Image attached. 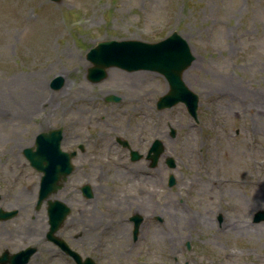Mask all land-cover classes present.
Segmentation results:
<instances>
[{"label":"rangeland","instance_id":"1","mask_svg":"<svg viewBox=\"0 0 264 264\" xmlns=\"http://www.w3.org/2000/svg\"><path fill=\"white\" fill-rule=\"evenodd\" d=\"M172 31L195 56L182 78L198 95L197 122L182 102L155 107L168 88L160 73L110 67L102 80H87L85 54L97 41L154 42ZM57 75L63 85L54 89ZM38 79L42 91L34 86ZM225 79L241 93L223 87ZM108 94L120 99L105 101ZM59 126L61 148L78 152L75 163L79 143L100 161L94 197L86 202L106 215L110 201L127 217L142 179L144 218L160 233L140 253H121L111 251L110 234L98 232L84 239L83 256L97 264H264V220H253L264 210V0H0V207L18 210L0 220V252L35 245L26 264H75L45 250L44 203L38 211L33 206L40 173L21 153L38 132ZM154 138L165 150L147 169L117 140L145 153ZM167 155L174 168L164 163ZM141 167L147 180H137ZM78 173L71 188L80 185ZM169 173L176 180L171 187ZM108 219L102 216L101 226ZM98 237L101 250L91 246ZM168 237L175 248L165 245Z\"/></svg>","mask_w":264,"mask_h":264},{"label":"water","instance_id":"2","mask_svg":"<svg viewBox=\"0 0 264 264\" xmlns=\"http://www.w3.org/2000/svg\"><path fill=\"white\" fill-rule=\"evenodd\" d=\"M59 1V0H51ZM86 59L91 65L87 68L86 77L92 82H98L107 75V69L110 67H120L126 70L146 69L161 73L168 83V90L161 95L156 101L158 109L171 107L172 105L183 102L189 114L197 118L198 95L191 91L182 79L184 70L194 60L188 42L177 33L172 31L169 35L156 42H146L133 39H105L99 40L86 52ZM63 85V78L55 76L50 82V86L58 89ZM118 96L109 95L106 100L117 101ZM174 135V131H171ZM62 139L61 128L41 131L35 138V149L32 146L22 149L23 155L29 161L30 165L41 172L39 189H38V205L46 199L51 193L60 188L62 181L71 172V157L75 152H65L60 148ZM126 144L125 141H123ZM163 151L162 142L155 139L149 149L148 158L151 159L150 167L156 165L158 157ZM136 151H131V159L136 160L140 157ZM168 167L174 168L175 161L171 156L166 158ZM175 183L172 173L168 177V186ZM84 192L86 196H90L89 186H85ZM53 211L56 220L50 219L51 231L57 228L64 214L67 212L65 206L60 200L54 199ZM17 213L16 209L3 210L0 208V219H8ZM50 216L53 217L51 210ZM135 221V231L140 221L138 215L132 216ZM264 220V210H258L254 214V221ZM34 247H28L19 250L11 255L5 251L0 255V263L4 264H24L28 261L30 255L34 252ZM78 264H95L89 257L84 261H80L76 257Z\"/></svg>","mask_w":264,"mask_h":264},{"label":"flooded vegetation","instance_id":"3","mask_svg":"<svg viewBox=\"0 0 264 264\" xmlns=\"http://www.w3.org/2000/svg\"><path fill=\"white\" fill-rule=\"evenodd\" d=\"M63 129V127H62ZM64 135V134H63ZM64 137V136H63ZM119 143L122 144L123 139H117ZM127 141V139H125ZM128 143V141H127ZM150 144H148L149 147ZM129 146V145H128ZM148 147L146 148L145 153H143L142 157L144 158L145 167L146 169L149 168V160L146 157V153L148 151ZM85 146L83 143H79L77 145V149L81 151V156L79 157L78 163H75L74 159L77 155V150L74 148H68L67 151H74L75 154L72 156L71 162H72V170L70 174L66 177L64 181H62V184L60 188L56 191L54 195H50L47 200L44 202V212L47 222L46 231H44L43 238L46 240V243L48 247H45V250L48 252L55 253L54 255H58L60 257L65 258V260L68 261V258L70 259V256L68 254V249L76 252L77 254H81L80 250H84L85 248V238H89L90 235H96L98 232H102L106 234H110L112 238H114L115 245L111 247V251H119L121 253H140L142 250L147 249V247L150 244V237L154 238L157 236V238L160 237L159 230L155 231L154 227L152 230H150V222H148L147 219L144 218V212L146 209V200H147V189H144L143 187V181L140 180V176H142L143 180H147L148 172L147 170L142 171L144 167H141L137 171V180H140L139 186L136 188L137 192H131L130 197L134 199V201L129 202V207L131 210L130 215L127 217H122L121 213L120 215L116 213L117 208L111 207L110 201H107L104 204V207L107 208L106 215L103 212L101 214V210L99 205L96 202H86V200H90L94 197V188L95 186H92V183L95 180L99 179V172L97 169H99L100 161L98 162L95 157V152L84 151ZM128 150L129 148L126 147ZM130 152V151H129ZM141 157V158H142ZM102 166V163H101ZM76 170L79 171L78 176L80 178V185L76 186L75 188L70 187V177L73 175ZM89 186L90 189V196H86L84 192V187ZM61 193L60 197H56L57 193ZM54 198L60 200L64 205L68 207V213L63 216L62 220L58 224L57 228L53 231L50 230V227L52 224L50 223V219L54 218V221L56 220L54 211H53V203ZM43 205V203H42ZM34 210L38 211L39 208H36V199L34 202ZM145 209V210H144ZM51 210V213L53 214V217L50 216L49 212ZM124 211V208L122 209ZM121 211V212H122ZM138 215L140 217V221L138 224V230L134 233V229L132 227L134 226L135 221L132 219V216ZM102 216H108V222L104 223L101 226L100 219ZM157 221H161V218L159 216L153 217ZM222 217L221 215H218L217 221L218 223H221ZM153 224V222H151ZM151 232V234H150ZM41 237L36 239V241H40ZM165 243V240L162 239ZM168 243H165V245L171 246L172 248H175V243L171 242L170 237L167 238ZM58 242H62L66 245L68 248L67 250L60 245ZM52 244L49 246V244ZM98 243V246H97ZM173 245H170V244ZM93 249L101 250V241L98 237L97 242L91 243ZM166 246V247H168ZM104 247V246H103ZM54 248V249H53ZM53 250V252H52ZM171 250V249H170ZM172 252V251H171ZM1 253V252H0Z\"/></svg>","mask_w":264,"mask_h":264},{"label":"bare ground","instance_id":"4","mask_svg":"<svg viewBox=\"0 0 264 264\" xmlns=\"http://www.w3.org/2000/svg\"><path fill=\"white\" fill-rule=\"evenodd\" d=\"M139 74L142 75V76L149 77V74H148L147 72H140ZM132 75H138V73H137V74H132ZM223 81H224V80H223ZM223 83H224L223 87L226 86V87L228 88L229 92L232 93L233 95H237V94H240V93H241V88H239L238 86H236V84H235L232 80H230V79H225V81H224ZM30 85H31V84H30ZM30 85H29V86H30ZM20 86H21L22 88H24L23 90H26V89H27L25 85H22V84H21ZM34 86H35V87L37 88V90H39V91L44 90V87L42 86V82H40L39 79H38V82L34 84ZM35 100H39V98H38V99L36 98ZM35 100L30 101V102H29V106L34 105V104H35ZM168 242H170V241L165 240V243H168Z\"/></svg>","mask_w":264,"mask_h":264}]
</instances>
